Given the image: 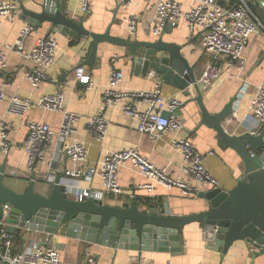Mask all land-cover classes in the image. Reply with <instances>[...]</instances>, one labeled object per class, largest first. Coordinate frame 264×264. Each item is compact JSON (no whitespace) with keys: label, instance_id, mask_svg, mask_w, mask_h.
<instances>
[{"label":"crops","instance_id":"crops-1","mask_svg":"<svg viewBox=\"0 0 264 264\" xmlns=\"http://www.w3.org/2000/svg\"><path fill=\"white\" fill-rule=\"evenodd\" d=\"M13 2L19 5L15 16L4 21L0 25V47L6 52L8 67L0 69V85L6 86L7 95L18 94L29 97L38 102L44 95L61 90L65 97L66 108L80 115L78 132L69 141H81L89 149V158L86 164L100 167V164L108 152L122 151L130 148L138 149L145 157L156 166L166 169L171 175L188 179L182 172L183 162L180 152L173 147L174 132L164 134L157 142L150 139L147 134L137 130L131 117L126 115L120 107H110L105 110V117L110 122L107 138L103 143L94 140L87 131L86 125L89 117L100 111L102 92L108 82L111 58L118 55L114 63L125 75L122 89L124 90H148L156 81H161L165 96H177L185 101L180 111L184 122V130L178 136L190 138L197 149L206 154L205 164L215 176L220 187L226 190L233 189L244 175L245 165L240 155L234 149L227 147L217 131L197 121L196 97L197 91L191 85L189 94L184 95L181 90L165 83L154 74L148 76L135 74L134 61L128 47L110 42H102L98 45L97 57L93 65L85 64L89 58L92 39L89 36L79 40L71 34L64 35L55 32L49 22H44L40 27H34L27 41V48H31L38 38L52 35L59 41V51L53 66L49 69L50 79L43 82L39 88L34 89L25 76L27 62L17 52L6 48L17 39L20 30L28 22L26 10L42 12L45 0H0V2ZM59 9L76 12L80 15L79 24L96 33H104L112 25L111 33L128 40H158L174 42L182 46V54L190 65L195 66L197 80L201 76L205 66L210 60V55L204 51L200 43V36L191 33L184 23H180L172 30H166L160 37H154L146 31V19L151 15V9L155 0H139L137 6L131 9H123L118 0H98L95 7L89 13L81 11V0H55ZM188 4L189 0H180ZM130 12L142 15L137 33L130 35L123 22V18ZM30 63H28L29 65ZM264 64V49L261 35H253L244 52L242 62H235L232 71H223L221 76L214 81L206 91H203V101L211 113L223 109L230 101L235 102V113L232 123L227 125L230 133L253 132L262 130L261 125L250 114V105L254 92L258 85L264 81L262 70ZM78 65L86 66L95 82L91 90L75 79V68ZM230 74L233 77H230ZM245 82L249 87L245 93L242 89ZM0 117L10 125L8 140L10 148L5 152L0 144V170L5 167L3 184L17 192L24 189L35 180V191L41 194H49L52 191L53 181L57 176L65 182V170L76 168L79 164L70 161L59 151L57 137L53 139L48 159L38 163L34 170L27 167L24 152V142L28 134L30 121H42L50 124L52 130L57 133L60 128L63 114L60 111H47L41 107L31 109L25 118L11 115L7 112V102L0 101ZM251 152L254 150H250ZM52 164V165H51ZM119 184L123 191L115 194L106 192L104 202L109 205L121 201H133L144 204L149 209L165 211L170 216H187L200 213L207 209L209 201L200 197V193L210 188L203 187L197 195L186 196L179 187H164L156 184L153 193L139 188L146 182V178L140 169L131 160L122 163L118 171ZM81 186L92 189H103L101 178L95 175L90 183L80 182ZM71 187V186H70ZM203 224L194 222L185 227L182 235V252L171 251H139L129 247H119L90 242L69 236L54 235L41 231H28L25 237H18L16 243L39 239L42 244L58 247L61 251L63 264H86L85 253L91 252L96 256L98 264H264V255L255 256L256 248L248 247L245 243L238 242L227 252L212 249L208 240L204 237ZM24 238V239H23Z\"/></svg>","mask_w":264,"mask_h":264},{"label":"built area","instance_id":"built-area-1","mask_svg":"<svg viewBox=\"0 0 264 264\" xmlns=\"http://www.w3.org/2000/svg\"><path fill=\"white\" fill-rule=\"evenodd\" d=\"M96 1L98 0H81V11L89 13L95 7ZM118 4L127 10L137 6L139 0H118ZM18 9L17 3L0 2V25L12 19ZM151 10L145 24L149 35L160 37L169 25L174 28L184 23L191 33L200 36L202 48L210 55L209 62L197 80L201 92L206 91L223 71L230 73L235 62L243 61L245 49L253 35L262 36L264 49V0H189L188 4L180 0H155ZM65 15L75 22L81 20L76 12L66 11ZM142 18V15L136 12L124 16L123 22L130 35L137 33ZM33 30L34 27L27 22L15 42L6 48L19 53L25 59L27 62L25 76L32 87L37 89L50 79L49 69L55 63L59 41L56 37L48 35L38 38L31 48H27V41ZM118 57L114 55L111 58L109 78L102 92L100 111L89 117L87 131L95 141L103 143L107 138L110 124L105 117V110L120 107L126 115L137 122V130L147 134L154 142L164 134L174 132L171 143L182 156L181 170L188 179L171 175L135 148L106 153L100 167L86 164L89 158L88 147L81 141H69L78 132L80 115L66 108L61 90L44 95L38 102H34L31 98L18 94L8 96L6 92L8 83H4L0 85V101L7 102L9 114L25 118L35 107L47 111H60L63 114L57 133L47 122L28 123V134L23 145L27 167L34 170L38 163L48 159L53 139L57 137L59 151L70 161L79 164L76 168L66 169L64 177L68 185L66 193L73 195L76 200H102L106 192L121 193L123 189L119 184L118 171L120 165L127 160H131L140 169L146 182L139 185V188L146 189L149 193H153L156 184L168 188L179 187L186 196L197 195L203 187L219 188L218 179L205 164L206 154L201 153L190 138L178 136L185 128L180 116L185 101L177 96H165L161 81H156L148 90L122 89L125 75L114 64ZM7 67L6 52L0 47V69L6 70ZM262 70L264 73V64ZM230 77L233 75L230 74ZM75 79L84 84L87 90L95 86L91 73L84 65L75 68ZM248 87L249 83L245 82L242 93H245ZM164 112H167L168 116H164ZM250 114L261 125L262 130L252 132L259 135L264 132V81L254 92ZM9 131L10 125L0 117V144L5 152L10 148ZM96 174L101 178L103 189L81 186V181L90 183ZM11 209L12 206L8 203L0 204V264H63L58 247L42 244L36 238L28 242L22 241L21 245L16 243V236L8 231ZM26 232L28 230L22 231L20 238H27L24 236ZM85 257L86 264H98L96 256L91 252L87 251Z\"/></svg>","mask_w":264,"mask_h":264},{"label":"water","instance_id":"water-1","mask_svg":"<svg viewBox=\"0 0 264 264\" xmlns=\"http://www.w3.org/2000/svg\"><path fill=\"white\" fill-rule=\"evenodd\" d=\"M42 12L24 9L27 21L40 27L49 22L55 32L71 34L81 40L92 39L89 58L85 64L93 65L99 43L110 42L129 48L134 61L135 74L161 77L166 84L188 95L192 85L197 91V121L217 131L223 143L242 158L244 175L236 187H221L201 192L209 201L206 210L187 216H170L159 209H149L144 204L119 200L109 205L104 200H76L67 194V186L57 176L49 194L35 191V180L17 192L3 184L5 167L0 170V204L12 206L8 217V231L20 237L22 231H41L98 242L104 245L129 247L139 251L182 252V235L187 225L203 224L204 237L212 249L227 252L238 242L256 248L255 256L264 255V132L230 133L235 102L211 113L203 101L197 83L195 66L182 54V46L163 39L128 40L111 33L110 25L104 33H96L66 17L55 0H45ZM168 30L173 26L169 25ZM168 116L167 112L163 113ZM254 155H251V151ZM29 222V223H28Z\"/></svg>","mask_w":264,"mask_h":264},{"label":"trees","instance_id":"trees-1","mask_svg":"<svg viewBox=\"0 0 264 264\" xmlns=\"http://www.w3.org/2000/svg\"><path fill=\"white\" fill-rule=\"evenodd\" d=\"M16 240H18V237H16Z\"/></svg>","mask_w":264,"mask_h":264},{"label":"rangeland","instance_id":"rangeland-1","mask_svg":"<svg viewBox=\"0 0 264 264\" xmlns=\"http://www.w3.org/2000/svg\"><path fill=\"white\" fill-rule=\"evenodd\" d=\"M101 1V0H100ZM131 9V8H130Z\"/></svg>","mask_w":264,"mask_h":264}]
</instances>
